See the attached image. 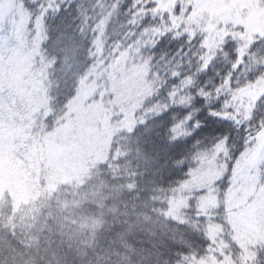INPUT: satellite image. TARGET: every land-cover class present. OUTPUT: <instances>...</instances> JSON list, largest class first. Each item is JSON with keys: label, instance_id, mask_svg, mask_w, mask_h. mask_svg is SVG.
Segmentation results:
<instances>
[{"label": "trees", "instance_id": "16d2710c", "mask_svg": "<svg viewBox=\"0 0 264 264\" xmlns=\"http://www.w3.org/2000/svg\"><path fill=\"white\" fill-rule=\"evenodd\" d=\"M15 1L28 14L32 28L30 0ZM69 2L83 5L71 12L79 48L71 71L56 67L60 57L59 49L49 43L51 19L39 28L35 66L42 72L49 98L50 129L60 126L85 85L103 87L95 80L96 73L124 54L146 65L153 89L137 110L133 128L112 138L105 159L93 164L85 177L54 186L43 179L34 186L38 196L28 188L21 202L8 192L0 194V264L208 263L215 255L210 232L221 220L220 210L202 211L190 204L171 213V206L205 157L217 149L225 155L227 171L218 180L225 183L238 157L263 135L264 36L248 38L243 27L233 29L220 22L216 37L206 40L208 30L195 34L183 21L191 15V0L190 4L189 0ZM93 34L95 54L102 57L95 64L89 47ZM87 68L92 74L79 84ZM204 92L210 93L206 102ZM250 92L255 97L246 98ZM225 100L240 108L239 124L231 119L209 121L207 112ZM164 112V120L156 118ZM189 112L204 131L191 128L193 135L184 143ZM166 124L178 126L182 147H165L166 141L171 142ZM222 134L232 140L212 149V140ZM198 141L204 146L197 147ZM241 147L231 175L224 180ZM224 240L233 264H259L257 256L250 259L230 237ZM262 251L264 247L257 253Z\"/></svg>", "mask_w": 264, "mask_h": 264}, {"label": "rangeland", "instance_id": "374dc122", "mask_svg": "<svg viewBox=\"0 0 264 264\" xmlns=\"http://www.w3.org/2000/svg\"><path fill=\"white\" fill-rule=\"evenodd\" d=\"M191 2L189 20L183 21L195 34L208 30L206 40L216 37L220 22L233 29L243 27L248 38L264 36V0ZM29 24L19 3L0 0V36L15 32L13 51L0 56V194L8 192L17 202L28 196V188L38 196L43 179L54 186L85 177L93 164L105 159L112 138L133 128L137 110L153 89L146 65L124 54L96 73L95 80L103 87L85 85L60 126L50 129L49 98L42 87V72L35 66L40 43L35 49L17 48L18 38L28 41ZM250 96L255 97L245 93ZM224 156L217 149L205 157L171 206V213L190 204L202 211L220 210L221 220L210 232L215 255L206 264H233L224 236L252 260L264 247V133L238 157L231 179L222 183L227 189L221 195L216 182L227 171Z\"/></svg>", "mask_w": 264, "mask_h": 264}, {"label": "snow or ice", "instance_id": "6c2138e0", "mask_svg": "<svg viewBox=\"0 0 264 264\" xmlns=\"http://www.w3.org/2000/svg\"><path fill=\"white\" fill-rule=\"evenodd\" d=\"M28 7L31 10L32 16V28L30 31L29 39L25 43L23 38H18L19 42L17 43L18 49H35L36 45L41 42L39 28L41 25H47L49 19L52 22V28L49 30L52 40L49 43H53L56 48L59 49L58 55L60 59L57 61L56 67L61 71H71L73 64L78 59V42L72 31V21H71V12L74 7L83 8V5H75L69 2V0H30ZM81 36L84 37L86 33L81 30ZM15 36V32L12 36L3 35L0 36V56L4 55L6 52L11 53L13 49L10 48V44L13 41ZM95 40V34H93L92 40H89V47L92 49L91 53V63L95 64L102 57H97L95 54V44L93 41ZM47 45H45L46 47ZM264 67V66H262ZM92 74V69L87 68V70L81 75L78 83L83 84L89 80V76ZM106 78V74L105 77ZM219 91V89H217ZM111 95V94H110ZM210 93L204 92V101L206 102ZM184 99V98H182ZM235 99V97L233 98ZM217 101L219 103L220 97H217ZM0 102H2V98H0ZM67 103V101H66ZM211 109V105L208 106ZM235 108L233 112L232 109ZM198 111V110H197ZM241 114V110L239 107H235L233 104L225 100L222 104H219V107L215 110H209L207 112V117L209 121H226L231 119L232 123L239 124L240 120L238 117ZM167 116V112L160 114L156 117L159 120H164ZM187 120V124L185 127V135L186 139H184V143L187 142V139H191L192 132L191 128L197 129L199 132H203L204 128L200 123V120L194 119L189 112L185 117ZM167 127L170 133L171 142H165V147L172 148H180L182 147V137L176 134L175 129L178 127L176 124H166L163 125ZM264 127V125H262ZM219 131V129H217ZM232 140L231 136L221 135L212 140L211 148L214 149L219 145L226 144ZM204 145L197 142V147H203ZM243 151V147L239 149L236 155L232 156V160L229 162V172L223 178L227 180V177L231 175V166L235 163L237 156L240 152ZM231 154V151H230ZM217 185L221 187V195L227 189V184H221L220 181H217ZM7 219L6 217L4 218ZM257 260L259 264H264V251L257 253Z\"/></svg>", "mask_w": 264, "mask_h": 264}]
</instances>
